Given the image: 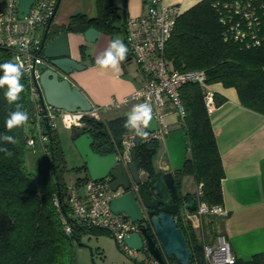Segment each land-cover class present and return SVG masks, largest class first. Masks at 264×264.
<instances>
[{
	"label": "trees",
	"instance_id": "16d2710c",
	"mask_svg": "<svg viewBox=\"0 0 264 264\" xmlns=\"http://www.w3.org/2000/svg\"><path fill=\"white\" fill-rule=\"evenodd\" d=\"M216 1L223 0H200L177 17L165 46V57L173 68L202 69L208 83L220 82L225 87L235 88L244 107L264 115V40L257 46L245 48L233 39L225 38L224 26L214 6ZM97 5L96 18L86 19L77 14L66 26H53L52 31L62 28L83 32L90 26L109 32L116 30L113 22L118 16L112 0H97ZM84 51L81 46L82 57ZM9 61L13 62V52L0 47V64ZM21 83L24 91L12 104L5 98L7 88H0V136L12 135L17 140L15 145L0 140V149L7 148L12 153L7 156L0 151V264H79L76 247L84 245L82 236L109 233L102 228L87 227L68 216V185L63 178L65 158L56 128L50 126L48 131L46 122L42 121L41 132L47 139L42 145H28V139L35 136L32 119L39 105L30 98L24 75ZM180 97L184 116L179 127L184 132L187 151L181 167L172 171L176 188L180 191L183 176L191 175L200 185V194H194L196 198L209 206H221L224 170L202 88L197 83L184 84L180 88ZM214 99L215 105H219L225 97L215 92ZM16 104L27 111L29 120L22 127L8 131L5 121L9 113L16 110ZM126 120V115L108 120L86 117L78 130L90 133L92 149L104 155L115 152L123 135L129 131L124 127ZM157 149L155 138L143 139L135 146L137 168L151 178L162 173L154 165ZM26 150L32 156L30 168L26 166ZM38 154L42 156L38 158ZM78 168L84 170V176L77 178L75 186L89 178L84 163ZM190 195L185 194V198ZM55 197L59 206L54 203ZM61 214L71 225L70 232L64 230ZM176 221L191 253L188 264H209L203 255L204 235L195 231L190 220L179 217ZM211 224L213 226V222ZM170 260L178 263L174 257ZM230 264H264V259L261 253H256L250 259L237 258Z\"/></svg>",
	"mask_w": 264,
	"mask_h": 264
},
{
	"label": "built area",
	"instance_id": "2783aa9c",
	"mask_svg": "<svg viewBox=\"0 0 264 264\" xmlns=\"http://www.w3.org/2000/svg\"><path fill=\"white\" fill-rule=\"evenodd\" d=\"M0 7V47L9 48L13 52V62L24 65L23 75L28 84L29 96L36 101L39 109L34 113V137L28 139V145H42L47 135L41 132L42 121L49 127L56 128V119L71 129L81 127L86 117L102 119L103 112L112 108L148 103L152 106L156 130L148 133L141 140L160 139L170 130L168 115L175 114L177 121L182 120L184 108L180 97V88L187 83H197L203 91L204 104L210 112L215 105V90L206 81L202 69L180 70L173 68L165 57V46L171 36L177 17L184 11L175 4H165L162 0H148L144 12L127 16L122 22L124 41L128 47V56L137 64L144 76V81L138 88L121 99H114L105 105L93 104L89 110L70 112L56 109L46 104V111L41 106L36 83L40 76V65L45 62L41 42L45 28L52 17L58 0H33L28 12L18 17L19 0H1ZM219 15V21L224 26L225 38H231L245 48L259 45L264 40V1L262 0H223L214 4ZM136 134L127 131L120 145L115 148L116 164L127 169L132 160V149L135 148ZM111 175L98 180L88 178L81 185H68L66 203L68 216L87 227L105 229L111 234L119 249L128 255L133 262L141 264H179L163 255L159 262L143 246L140 250L129 248L124 243V236L138 232L139 222H132L125 215H116L109 208L112 197L124 192L122 188L110 189ZM137 187L135 186L134 189ZM200 194V185L197 195ZM54 203L59 206L55 197ZM224 214L220 205L209 206L197 199L196 209L192 212L183 210L179 217L182 220L197 218L202 220L206 215ZM64 230L70 232L72 227L64 214L60 216ZM203 238V237H202ZM140 254H142L140 256ZM203 255L209 264H230L237 256L232 251L229 241L221 233L212 240L203 238Z\"/></svg>",
	"mask_w": 264,
	"mask_h": 264
},
{
	"label": "crops",
	"instance_id": "0c3cea01",
	"mask_svg": "<svg viewBox=\"0 0 264 264\" xmlns=\"http://www.w3.org/2000/svg\"><path fill=\"white\" fill-rule=\"evenodd\" d=\"M162 1L186 10L200 0ZM147 4L148 0H112L115 15L118 16L113 25L117 29L111 32L100 29L94 42L85 41L81 32L68 31L71 54L85 65L83 69L71 73V82L84 92L91 103L109 104L143 83V74L128 55L121 63L119 72L101 69L96 65V58L106 50L112 39H121L125 43L123 20L144 12ZM77 14H82L86 19L96 18L97 0H59L52 24L54 27L66 26L71 17ZM80 45L85 48L83 57ZM211 86L219 96L225 97L224 102L214 105L209 112L224 170L221 179L224 214H210L214 216L213 226L229 241L237 258L246 260L261 253L264 259V115L244 107L235 88L225 87L220 82ZM127 107L107 110L103 112L102 119L123 115L118 111ZM167 119L170 130L158 139V155L154 160L155 167L162 172L180 168L186 154L183 146L179 145L185 136L182 130H178L176 115L170 114ZM160 150L164 151L165 159L159 156ZM140 172L146 175L144 171ZM194 182L191 175L183 176L180 192L195 194L198 185L195 191L189 187ZM190 222L198 233V229L202 228V220L192 218ZM76 255L79 264H87L92 253L87 251L85 245H80L76 247Z\"/></svg>",
	"mask_w": 264,
	"mask_h": 264
},
{
	"label": "water",
	"instance_id": "95a60500",
	"mask_svg": "<svg viewBox=\"0 0 264 264\" xmlns=\"http://www.w3.org/2000/svg\"><path fill=\"white\" fill-rule=\"evenodd\" d=\"M32 2L33 0H19V18L28 12ZM58 3L59 0L46 25L41 42L45 62L40 65V76L36 83L40 103L44 111L46 104L70 112L76 111L77 108L86 111L91 108L92 103L84 92L71 82L70 76L73 71L81 70L85 65L71 54L68 30L52 31V21ZM81 33L85 41L94 42L99 30L90 26ZM81 46L84 45L79 48ZM46 125L49 131V124ZM156 128V121L152 118L146 129L152 132ZM71 138L82 163L85 164L89 178L98 180L110 174V189L125 190L109 201V208L114 214L125 215L132 222L140 223L138 232L124 236V243L135 250L146 246L159 262H163L165 255L167 258L174 257L179 264H188L191 253L184 233L177 224L176 216L183 210L194 211L197 205L196 196L191 194L185 198V194L177 190L172 171L162 172L153 178L146 174L142 178L143 174L135 162V148L132 149V160L126 169L121 164H116L114 152L103 155L94 151L90 133H80L78 127H73ZM140 141L141 137L136 136L135 146ZM89 249L92 253V248ZM91 260L94 262L93 258Z\"/></svg>",
	"mask_w": 264,
	"mask_h": 264
},
{
	"label": "clouds",
	"instance_id": "9594fccd",
	"mask_svg": "<svg viewBox=\"0 0 264 264\" xmlns=\"http://www.w3.org/2000/svg\"><path fill=\"white\" fill-rule=\"evenodd\" d=\"M128 47L121 39H112L106 50L96 58V65L101 69H111L115 72L120 71L121 63L127 58ZM24 65L16 62H6L0 64V88H7L5 98L8 103L12 104L20 99V93L24 91V85L21 83L23 77ZM153 118L152 106L148 103H140L135 105L128 114L124 127L129 131H134L137 136L147 137L148 133L144 129L149 127V123ZM29 120L27 111L22 110L20 104H16V110L9 113L5 121V127L8 131L14 128L22 127ZM0 140L15 145L17 140L12 135L4 134L0 136ZM7 156L12 153L3 148Z\"/></svg>",
	"mask_w": 264,
	"mask_h": 264
},
{
	"label": "rangeland",
	"instance_id": "374dc122",
	"mask_svg": "<svg viewBox=\"0 0 264 264\" xmlns=\"http://www.w3.org/2000/svg\"><path fill=\"white\" fill-rule=\"evenodd\" d=\"M132 110V107L129 106L125 109L119 110L123 115L128 117V114ZM178 130H182L180 127ZM56 131L58 134V139L60 141V145L63 150V155L65 158V166L66 170L63 172V178L66 181L67 185H73L74 182L77 180L78 177H81L84 174V170L82 168H78L82 164L81 157L77 152L72 138H71V129L66 128L59 118L56 119ZM183 132V130H182ZM180 146H183V150L186 153V140L183 138L181 140ZM163 150V149H162ZM159 151V156L161 158L164 157V151ZM166 151V150H165ZM158 155V154H157ZM156 155V158H157ZM186 155V154H185ZM42 156L38 154V158ZM24 157H26V166L32 167V156L29 151L26 150ZM34 170V167L32 168ZM38 172V171H37ZM145 175H142V178ZM190 189L193 191L196 190V183H192L189 185ZM183 209V207H182ZM201 222V221H200ZM214 223V218L211 215H206L202 218V228L198 229L199 235H204L206 240H211L213 235L218 233L217 227L212 226L211 223ZM204 231V233H203ZM82 244L85 245L87 251L89 248H92V255L89 256L87 264H132L133 260L122 252L116 245V241L112 235L109 234H99V235H92V234H84L82 236ZM142 254H140L141 256ZM79 256V254H78ZM80 257V256H79ZM91 258L94 259L92 262Z\"/></svg>",
	"mask_w": 264,
	"mask_h": 264
},
{
	"label": "flooded vegetation",
	"instance_id": "af4514ba",
	"mask_svg": "<svg viewBox=\"0 0 264 264\" xmlns=\"http://www.w3.org/2000/svg\"><path fill=\"white\" fill-rule=\"evenodd\" d=\"M176 218L178 219V218H179V216H176Z\"/></svg>",
	"mask_w": 264,
	"mask_h": 264
}]
</instances>
